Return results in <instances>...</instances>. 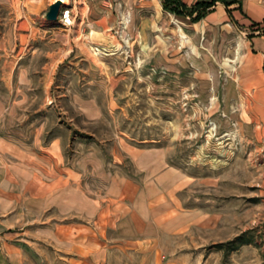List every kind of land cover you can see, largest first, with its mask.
<instances>
[{"label":"rangeland","instance_id":"374dc122","mask_svg":"<svg viewBox=\"0 0 264 264\" xmlns=\"http://www.w3.org/2000/svg\"><path fill=\"white\" fill-rule=\"evenodd\" d=\"M55 1L0 0L5 126L27 140L59 139L72 166L89 149L112 170L132 168V147L167 149L189 177L168 194L171 234L162 247L191 264H264V23L208 33L198 55L179 48L190 32L182 37L173 19L168 52L150 24H129L133 8L113 9L102 31L82 22L87 0H63L65 11L49 19ZM77 94L96 99L101 118L85 119ZM141 255L119 252L111 264Z\"/></svg>","mask_w":264,"mask_h":264},{"label":"crops","instance_id":"0c3cea01","mask_svg":"<svg viewBox=\"0 0 264 264\" xmlns=\"http://www.w3.org/2000/svg\"><path fill=\"white\" fill-rule=\"evenodd\" d=\"M87 1L82 22L105 31L114 21L113 9L124 14L133 8L129 24H150L155 42L164 43L168 52L177 31L173 19L184 25L182 37L188 35L185 30L190 32L179 48L192 52L194 46L198 55L196 44H203L208 33L264 23V10L255 8L256 0L248 5L236 0L229 7L218 1L197 21L166 10L163 0ZM198 1L182 0L187 6ZM257 57L256 63L263 61V56ZM74 98L85 119L103 115L96 99L78 94ZM7 109L0 100V264H111L119 252H142L133 264H191L186 255H172L162 247L171 234L168 194L189 177L170 163L167 149H128L129 169L119 165L112 170L92 149L67 165L59 139L49 144L42 143L41 135L27 140L5 126Z\"/></svg>","mask_w":264,"mask_h":264},{"label":"trees","instance_id":"16d2710c","mask_svg":"<svg viewBox=\"0 0 264 264\" xmlns=\"http://www.w3.org/2000/svg\"><path fill=\"white\" fill-rule=\"evenodd\" d=\"M218 1L224 3L227 7L236 2V0H200L194 6H187L182 0H163V5L166 10L174 14L188 15L191 17L192 21H197L201 19L207 13L208 9L212 8ZM241 237L242 236H239V238Z\"/></svg>","mask_w":264,"mask_h":264},{"label":"water","instance_id":"95a60500","mask_svg":"<svg viewBox=\"0 0 264 264\" xmlns=\"http://www.w3.org/2000/svg\"><path fill=\"white\" fill-rule=\"evenodd\" d=\"M65 6L63 0H56L53 4L50 5V9L47 13V17L49 19H57L60 15V12L63 13L65 11Z\"/></svg>","mask_w":264,"mask_h":264},{"label":"bare ground","instance_id":"6f19581e","mask_svg":"<svg viewBox=\"0 0 264 264\" xmlns=\"http://www.w3.org/2000/svg\"><path fill=\"white\" fill-rule=\"evenodd\" d=\"M65 1V0H64ZM67 1V0H66ZM65 1V2H66ZM53 2V1H52ZM66 22H68V23H71L72 22V20H71V18H70V15H69V11H67L66 12V18L64 19Z\"/></svg>","mask_w":264,"mask_h":264}]
</instances>
